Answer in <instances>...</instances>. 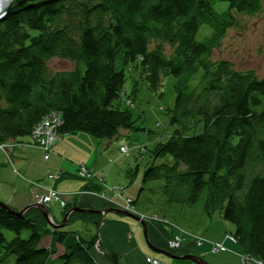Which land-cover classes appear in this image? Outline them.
Masks as SVG:
<instances>
[{"label": "trees", "instance_id": "16d2710c", "mask_svg": "<svg viewBox=\"0 0 264 264\" xmlns=\"http://www.w3.org/2000/svg\"><path fill=\"white\" fill-rule=\"evenodd\" d=\"M262 2L12 0L0 20V141L31 137L52 112L60 115L61 135L128 137L136 129L139 82L157 92L172 74L176 96L166 113L175 128L146 147L152 160L142 179L163 180L158 192L171 204L204 198L207 213L230 220L236 243L264 264V75L212 58L227 31L240 27L239 14L260 12ZM202 25L211 32L200 40ZM54 57L75 67L54 72L47 65ZM201 121L202 131L194 132ZM138 174V165L129 167L131 184ZM16 211L0 206V262L13 255L15 264H98L92 256L98 233L79 234L57 252L45 239L63 242L68 233L50 226L41 210ZM78 218L101 221L100 214L78 211L69 222ZM5 230L15 235L8 239ZM101 247L111 263L123 264Z\"/></svg>", "mask_w": 264, "mask_h": 264}, {"label": "rangeland", "instance_id": "374dc122", "mask_svg": "<svg viewBox=\"0 0 264 264\" xmlns=\"http://www.w3.org/2000/svg\"><path fill=\"white\" fill-rule=\"evenodd\" d=\"M262 3L263 7L260 12L250 15L239 14L238 19L240 27H233L227 31L219 48L213 52V59H227L232 61L235 68L241 71L254 69L259 76L264 75V0ZM218 7L220 8L222 5H218ZM210 32L211 27L208 25H202L196 38L202 40L203 37ZM47 65L54 72L71 70L75 67L72 60L70 61L61 57L51 58ZM127 73L128 78L125 84L126 90L130 91L132 89V73H130V71H127ZM162 82L163 84L157 92H153L146 81L143 80L139 82V87L136 96L134 97L135 107L132 108L135 120L134 126L136 129L128 130V137L127 135L121 134L118 135L117 138H93L96 141V149L99 151V158L101 161L98 169L102 173L100 174L101 177L104 176L105 182L103 183L108 190H112L119 185L124 186L121 191H123L125 195H131L136 201L134 211L139 215L134 211L131 212L135 213L138 217L141 218L142 216L143 220L155 219L168 223V227L177 232L168 240L170 248H172L170 246V240L174 239L176 235H181L183 238V242L179 245L180 247L186 243V241L197 243L195 240L196 237H199L206 243L210 241H213L214 244L223 243L226 249L218 252L210 251L205 253V257H203L200 253H195L191 251V248L187 247L183 255H186L187 253L199 255L211 264H240V261L241 264H250L244 260L243 256H246L245 258L249 259H252L253 256L244 253V251L239 254V250H234L231 246L232 242L235 243V241L231 239L229 235L236 230L235 225L230 220L222 218L219 211H216L212 216L209 215L204 208V198H201L193 205L180 203L171 204L164 199V196L160 192H158V188L162 185L163 180L144 182L142 179L145 169L144 167L152 160V157L149 156L148 152L142 151V146L148 147L149 149L154 142L160 140V138L168 139L175 128L173 125L169 124V116L166 113L167 109L174 105L176 96L174 92L175 78L172 74H167ZM203 125L204 123L202 121L199 122L194 128V132H201ZM81 136L83 137L81 138ZM83 138H85V135H78V137H76V139H79L77 145L80 143L85 150H88L86 149L88 141L86 138ZM56 142L57 140H55L53 146ZM53 146L51 154L53 153ZM121 146H125L127 151H122L120 148ZM90 149L94 150L91 146ZM137 165L139 166V174L131 184L127 177V171L129 170V167L135 168ZM79 166L80 164L78 165L76 173L80 177ZM56 191L59 194V191ZM125 195L117 196L116 199L123 201L126 204V198L123 197ZM163 212H165L166 218L159 216L160 213ZM53 222L55 223V221ZM133 222V231L139 229L140 240L145 244L147 254L151 257H158V259L164 264H198L189 259L184 260L179 258L181 261H177V258L175 259L168 254L163 255L156 253L155 251L153 252L147 239L144 224L139 227L137 222ZM55 225H57V223H55ZM57 227L63 229V227L60 226H53L54 229ZM4 232L8 239L15 235L14 232L10 230H5ZM23 236H28V232L25 231ZM74 238L76 237L70 234V238L64 242V245H69V242ZM235 244L240 246L237 243ZM96 245L99 246L100 244L97 242ZM99 247L102 250L101 245ZM1 253L2 250L0 247V254ZM15 261V257L9 255L4 261L0 262V264H15ZM251 264L257 263H254L253 261Z\"/></svg>", "mask_w": 264, "mask_h": 264}, {"label": "crops", "instance_id": "0c3cea01", "mask_svg": "<svg viewBox=\"0 0 264 264\" xmlns=\"http://www.w3.org/2000/svg\"><path fill=\"white\" fill-rule=\"evenodd\" d=\"M78 135H85L88 141L86 148L88 150H85L80 143L77 145L79 139H76V137ZM89 136L86 132L60 134L53 146V153L47 159L43 158L44 155L39 150L40 148L30 145L32 137L24 138L21 142L16 140L17 144L21 143V145H15L10 140L9 143L13 144L8 147L7 151L10 154L11 161L8 159V154L0 149V201L16 210H24L25 208L26 211L35 208L40 210L38 207H29V205L37 202L40 197L45 196L50 189H56L59 191L61 200L68 204L67 210H65L66 206L60 200H51L50 215H52L53 221L57 224L66 222L62 230L67 232L68 235L63 242H57L56 236L48 235L44 246L61 252L66 248L64 242L70 238V234L76 238L71 240L69 244L77 241L79 234L90 237V235L98 233V243L103 245L108 252L113 251L121 255L123 264H145L146 259L151 256L147 254L146 246L140 240L139 229L133 231V221L137 222L139 227L143 225L139 220L130 218L123 213L110 211L96 213L100 214L101 218L99 226L95 222L84 220L83 218L69 222L71 213L68 217L66 214L70 208L77 205L96 210H104L110 207L123 209L125 206V202L116 199L118 195L113 191L114 188L112 190L106 189L103 183L105 182L104 176L101 177L100 174L102 173L98 169L101 160L99 151L96 149V141L92 136H90L91 138ZM90 146L94 150H91ZM79 164L87 165L97 175L87 180L79 177L76 173ZM58 171L61 172L58 179L53 180L49 177L50 174H55ZM87 185H94L96 188L90 189ZM122 195H125L123 191ZM125 196L123 197L133 198L131 195ZM159 216L166 218L165 212L160 213ZM144 222H146V227L144 226V228L151 248L155 247L175 255H183L186 251L185 249L189 247L192 249L191 251L200 253L201 256L205 257L204 254L210 252L214 244L213 241L204 242L202 245L193 241H186L181 247L172 249L169 247L168 240L177 232L169 228L168 223L155 219L144 220ZM99 246L96 245L92 249V256H94L97 263L113 264ZM231 246L234 250H239V254L243 252V249L234 242H232ZM155 252L165 255L158 251ZM177 261L181 260L178 259Z\"/></svg>", "mask_w": 264, "mask_h": 264}, {"label": "built area", "instance_id": "2783aa9c", "mask_svg": "<svg viewBox=\"0 0 264 264\" xmlns=\"http://www.w3.org/2000/svg\"><path fill=\"white\" fill-rule=\"evenodd\" d=\"M12 0H0V19H2L3 17H5V13L7 8L11 5ZM42 121L35 126V128L32 130V139L30 141V145H34L39 147L42 152L44 157L47 159L50 157L51 154V149L53 146V143L55 142V140L58 137V131H57V127L60 125L61 123V119H60V115L57 112H52V114L47 115L46 117H44L43 119H41ZM15 144L16 142L13 141ZM13 144V143H11ZM11 144L7 143V142H1L0 141V149L3 150L5 153H7L8 151V147L11 146ZM17 145H21V144H17ZM122 149V151H127V148L125 146H121L120 147ZM9 154V153H8ZM79 171H80V176L82 178H92L94 177V172L87 167V165L85 164H80L79 166ZM61 175V172L55 173V174H50V178L52 179H58ZM121 189L122 186H118L116 188L113 189V191L116 192V194L118 196L122 195L121 193ZM53 199H58L61 201V203L63 205H65V202L61 200L60 198V194L57 193L56 190L50 189L48 191L47 194H45V196H42L39 198L38 202H40L42 205L49 207L51 200ZM126 204H124V208L126 210H128L129 212L134 211V205L132 204L131 198H126L125 199ZM136 212V211H134ZM143 218V217H141ZM229 237L231 239H233L234 241H236V239H234L233 236L229 235ZM197 243L199 245L203 244V240H201V238L196 237ZM171 244L170 246L172 248L178 247L181 242H183V238L181 235H176L174 239L170 240ZM225 246L223 245V243H218V244H213L211 247V251H215L218 252L219 250H225ZM244 260H246L247 262H249L250 264L256 262L257 264H262V261L260 262L259 260L255 259V258H245L246 256H243ZM147 262L149 264H161L160 261L158 259H154V258H147Z\"/></svg>", "mask_w": 264, "mask_h": 264}, {"label": "water", "instance_id": "95a60500", "mask_svg": "<svg viewBox=\"0 0 264 264\" xmlns=\"http://www.w3.org/2000/svg\"><path fill=\"white\" fill-rule=\"evenodd\" d=\"M0 206L1 207H5V208H7L8 210H10V211H16L15 209H13L12 207H9L7 204H5L4 202L2 203L1 201H0ZM29 207H38L40 210H41V212L43 213V215L47 218V220L49 221V223H50V225L51 226H60V227H64L65 226V223L66 222H64V223H62V224H57V225H55V223L52 221V219H51V215H50V210L46 207V206H44V205H42L41 203H39V202H35V203H33V204H31V205H29ZM26 211V208L24 209V210H21V211H16L17 213H18V215H20V216H23V214H24V212ZM78 211H80V212H84V213H106V212H110V211H112V212H117V213H123V214H125L126 216H128V217H132V218H134V219H137V220H139L140 222H142L143 224H144V226L146 227V222H144L143 220L141 221L140 219H139V217L138 216H136L135 214H133L132 212L130 213V212H128V211H126V210H124V209H116V208H112V207H110V208H106V209H104V210H101V209H99V210H96V209H93V208H85V207H83V206H80V205H77L76 207H72V208H70L69 210H68V212H67V217L69 216V214L70 213H72V212H78ZM66 217V218H67ZM153 249V251L155 250V251H158V252H161V253H164V254H168V255H170L171 257H173V258H177V259H179V258H181V259H184V260H187V259H189V260H191V261H193V262H196V263H198V264H211L209 261H206L204 258H202L201 256H199V255H194V254H189V253H187L186 255H183V256H179V255H174L173 253H171V252H167V251H164V250H161V249H158V248H152Z\"/></svg>", "mask_w": 264, "mask_h": 264}]
</instances>
